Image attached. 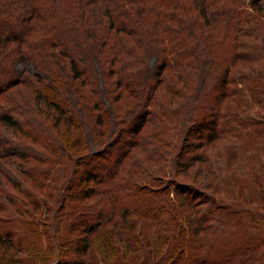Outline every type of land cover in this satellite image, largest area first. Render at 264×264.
<instances>
[{
  "label": "trees",
  "instance_id": "trees-1",
  "mask_svg": "<svg viewBox=\"0 0 264 264\" xmlns=\"http://www.w3.org/2000/svg\"><path fill=\"white\" fill-rule=\"evenodd\" d=\"M0 158L41 264H264V0H0Z\"/></svg>",
  "mask_w": 264,
  "mask_h": 264
},
{
  "label": "rangeland",
  "instance_id": "rangeland-1",
  "mask_svg": "<svg viewBox=\"0 0 264 264\" xmlns=\"http://www.w3.org/2000/svg\"><path fill=\"white\" fill-rule=\"evenodd\" d=\"M27 68L30 71H35V68L32 64H26ZM20 69H23L25 66L24 64H19ZM10 137L15 140L17 143V139L15 138V133L13 129L10 131ZM13 146V145H12ZM14 158L10 159L9 161L3 158H0V264H13L11 263V259L9 257H15L21 261L20 264H29L33 262L34 264H41V258L37 252V256H35L36 252L33 253L32 257L28 256L26 251V245L19 247H8L6 241H8V237L10 234H14V239L18 240L19 237H24L27 232L23 229L21 230V225L19 220L23 218H35L38 220L43 213V206L44 199L47 197L46 193L48 191H54L52 187L56 184L55 182V173L52 172L50 177L46 181H42L40 187H34L35 183L26 173H23L19 170H15L13 164ZM18 162V161H17ZM12 163V164H11ZM8 175V176H5ZM11 177V178H10ZM16 181L15 183L20 184L22 188L30 189L33 191L34 202L31 203L32 198L25 196L22 192L17 190L12 181ZM16 184V185H17ZM21 189V188H20ZM253 193H255L253 191ZM236 207L239 208H250L251 211H260V213H264V201L258 202H241L235 201L234 202ZM15 233L17 235H15ZM19 244L20 241L18 240ZM39 249H43L46 247L45 238L41 237L40 241L38 242ZM19 248V250H18ZM37 251V249H36ZM35 256V257H34ZM37 257V258H36ZM18 260V261H19ZM19 261V262H20ZM18 264V263H17ZM43 264V263H42ZM47 264H58V257L53 258Z\"/></svg>",
  "mask_w": 264,
  "mask_h": 264
}]
</instances>
